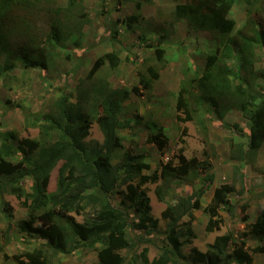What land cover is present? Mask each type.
<instances>
[{"label":"trees","instance_id":"1","mask_svg":"<svg viewBox=\"0 0 264 264\" xmlns=\"http://www.w3.org/2000/svg\"><path fill=\"white\" fill-rule=\"evenodd\" d=\"M152 1L138 0L136 11L142 2L151 4ZM168 1L174 9L167 20L159 16L160 20L184 21L194 31L212 33L219 39L215 47L202 51L196 47L195 51L203 56L201 70L191 60L185 64L184 79L175 100L178 113L175 118L192 121L200 117L203 107L220 121L232 111L248 118L251 129L247 144L231 146L238 153L235 169L243 186L244 175L240 171L246 170L248 158L251 160L264 144V91L254 94L241 71L251 70L257 47L264 54V26L251 23V35L234 30L231 10L238 0ZM255 1L249 0V3L258 12ZM82 5L83 0H66L65 6H58L57 0H0V79L11 78L16 70L48 73L61 50L72 61V55L64 48L69 43L82 51L83 20H87L81 11ZM43 18L49 31L41 35L36 23L44 22ZM141 18L135 13L125 24L126 30L134 32L133 24ZM165 36L166 33L161 38ZM236 45H239L237 50ZM167 46L165 41L146 45L147 49L152 48L156 66L149 65L137 72L142 90H150L158 79L157 69L166 63ZM234 50L239 57L231 65L229 59ZM122 51V47H114L98 58L73 90L66 83L62 87H55L51 82L45 84L57 95L45 104L41 113L26 112L25 116L29 127L37 129L35 138H22L13 130L0 133V220L7 223L0 248L10 242L8 232L13 213L5 200L9 196L26 209V218L15 224L14 231L23 239L42 241L33 246L25 244L24 251L4 258L11 264H52L53 261L61 264L57 261L58 255L95 252L98 264H177V257L192 264L225 261L252 264L246 242L256 240L262 246L256 247L253 253L264 252V208L241 235L230 232L216 236L206 251L192 248L187 256L182 255L183 248L189 244L182 240L184 235L193 236L191 230L181 227L182 219L191 220L193 211L202 210L208 219L206 232L218 230L222 225L219 212L233 214L230 197L235 194V182L218 184L211 200L202 208L203 196L214 184L209 160L187 159L181 153L175 164L167 162L158 173H143L149 170L145 162L147 153L124 147V141L133 136V122L125 116L124 103L138 89L115 86L105 73L118 70L123 62L134 63L132 54L123 59ZM78 65L82 66L83 62ZM19 105L16 103L14 107ZM137 120L138 117L134 123ZM93 123L102 134L101 143L87 141ZM199 123L204 128L203 121ZM147 129L145 142L157 153H163L168 145L166 130L156 123H149ZM185 180L199 182L190 191L186 190L187 195L175 194L174 186L182 185ZM148 183H159L155 196L166 204L161 214L166 228L163 232H157L158 219L153 217L150 198L142 188ZM155 237L160 240L158 248L162 254L149 259L148 247L140 252L137 247L141 243L155 246Z\"/></svg>","mask_w":264,"mask_h":264},{"label":"rangeland","instance_id":"2","mask_svg":"<svg viewBox=\"0 0 264 264\" xmlns=\"http://www.w3.org/2000/svg\"><path fill=\"white\" fill-rule=\"evenodd\" d=\"M138 0H83L81 11L86 14L84 18V38L81 42V52L65 43V51L72 55L71 60L66 59L63 52L55 59L50 66L49 72L32 70L22 73L20 70L11 74V78L0 79V133L10 130L16 131L22 138H35L37 129L29 127L26 122V112L29 114L41 113L46 103L57 93L52 91L47 83H52L55 87H62L67 84L70 90L75 88L80 78H83L93 66V63L105 53L111 52L114 47H122L123 59L132 54L133 62H123L120 68L114 72L107 71L109 81L118 87H125L131 90L137 87L138 92H132L125 105V116L132 119L133 136L124 141V147L133 151H145L147 153L145 162L149 165V170L144 171L146 175L159 172L161 167L167 162L176 163L178 154H183L187 159L197 158L199 161L209 160L211 163V175L214 177V184L207 191L201 201L202 208L208 204L213 195L214 188L221 183L235 182V194L230 197L233 203V214L230 216L221 210L219 215L222 218V225L218 230L207 233L205 230L207 216L202 210L192 212V219L185 217L181 221L183 229L191 230L192 237L184 235L186 241L182 250V255L187 256L192 248L199 251H206L207 245L212 243L214 238L225 233H233L239 236L245 231L246 225L255 221L259 211L264 208V144H261L255 151L254 157L248 158L246 170L243 173V186L240 185L239 171L235 169L238 165V153L231 146L241 144L246 145L250 134L251 126L248 118H245L238 111L228 113L223 120H218L214 113L207 112L203 107L200 117L192 121L177 120L178 113L175 112V100L180 82L184 79L182 70L189 60L195 64L197 70L203 67V56L196 52L198 47L202 51L210 46L215 47L219 39L208 32L194 31L189 28L184 21L163 22L159 19L171 13L174 5L168 0H153L151 4L142 2L139 11H136L135 4ZM66 0H57L58 6H65ZM258 12L249 3V0H238L231 10V17L235 21L234 30L240 33L251 35V23L259 22L264 26V0H256ZM251 11V14L247 12ZM135 13L142 18L134 26V32H128L125 26L128 19ZM24 18V16H22ZM44 20V18H43ZM85 21L86 24H85ZM36 28L41 35L49 31V26L44 22L36 23ZM166 36L161 38V35ZM114 35V36H113ZM116 37V38H113ZM75 38V37H74ZM157 41L167 42L164 58L166 63L160 64L157 69L159 77L152 83L150 90H142L138 84L137 72L143 71L146 66H156L152 48L147 49L146 45H156ZM239 45L234 46L237 50ZM229 59V64L235 65L239 55ZM255 59L250 71L242 70L241 76L248 80L250 88L254 94L264 91V54L259 47L255 50ZM83 65L79 66V62ZM192 65V64H191ZM79 66V67H78ZM78 67V68H77ZM193 67V65H192ZM77 70H76V69ZM74 70L73 72H71ZM47 79V80H45ZM47 81V82H46ZM237 83V82H235ZM16 103L20 105L14 107ZM23 107V108H22ZM25 109V111H23ZM138 117V122L134 120ZM183 117V116H181ZM199 119V120H197ZM203 121L204 128L199 123ZM149 123H156L166 130L168 145L163 153H157L156 149L145 142V133ZM87 141L102 142V134L96 123H93ZM245 151V150H244ZM199 181L185 180L180 186H174V193L185 194L189 188L194 187ZM28 185V182H26ZM157 184H145L142 188L150 198L151 213L158 219L157 232L165 231V221L161 214L166 208L155 196ZM190 191V190H189ZM165 197L166 194H165ZM9 202L13 220L10 225V242L0 248V264H11L10 260L15 254L24 251V245L33 246L34 243H42L40 240L24 239L14 231L15 224L26 218V209L19 201L9 196L5 198ZM167 200V198H165ZM81 220L80 217H76ZM134 218V217H131ZM7 223L0 220V247ZM142 233V232H140ZM155 246L141 243L137 247L140 252L143 247H148L149 259L157 258L162 254L160 240L155 237ZM262 246L254 239H248L246 248L252 255V264H264V252L253 253L254 249ZM6 254V255H5ZM177 264H192L184 258H175ZM57 261L61 264H98L95 252L74 253L71 255H58ZM225 261L221 264H230ZM56 264V262H52Z\"/></svg>","mask_w":264,"mask_h":264}]
</instances>
